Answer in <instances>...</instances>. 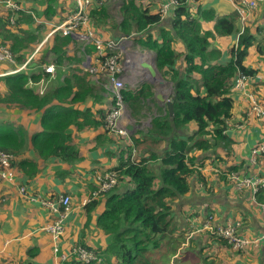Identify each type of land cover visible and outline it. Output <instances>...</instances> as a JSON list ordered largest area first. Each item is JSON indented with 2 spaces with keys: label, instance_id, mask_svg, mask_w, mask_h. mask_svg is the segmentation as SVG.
Here are the masks:
<instances>
[{
  "label": "trees",
  "instance_id": "obj_1",
  "mask_svg": "<svg viewBox=\"0 0 264 264\" xmlns=\"http://www.w3.org/2000/svg\"><path fill=\"white\" fill-rule=\"evenodd\" d=\"M101 1L94 0V7L98 6L101 10ZM141 1L122 0L119 36L131 37L135 44L154 53V64L159 74L171 85L168 98L172 102L173 113L169 116L163 107L158 115L150 117L143 135L140 131L136 132L142 136L141 139L136 135L129 137L134 136V154L139 150L135 158H131V144H127L123 136L111 138V143L117 148L127 149L129 154L110 170L117 171L119 179L106 193L105 209L96 219V225L109 238L108 246L105 252L81 244L72 245L69 249L80 246L102 260L86 264H170L172 256L176 255H180L179 261H187V264H211L207 262L210 257L203 256L199 251L203 247L191 245V238H186L184 230L175 233L174 216L183 211L184 205L195 203L196 194L189 196L194 188L191 183L202 181V185L205 184L198 175L193 153L212 154L216 147L228 149L231 144L226 130L234 114V80L239 74L251 77L259 73L258 69L245 63L255 38L250 29L245 28L236 44L227 50L226 61L220 63L222 51L212 47L211 41L216 37L232 35L237 13L218 17L213 11L201 12L198 6L200 0H195V4L194 1L173 7L168 17L162 20L158 8L154 9ZM50 2L46 0L40 5L50 7ZM73 11L74 5L69 14ZM10 19L13 23H10ZM165 21H168L167 26ZM202 21L212 22V28H203ZM36 28L34 16L25 6H21L17 12L2 11L0 8V43L9 50L15 63L25 62L27 52L35 47ZM73 40L71 35L63 36L56 32L48 43L50 59L47 60L46 55L40 57V64L51 60L54 65V78L47 88L41 90L43 80L51 76L43 65L30 69L35 66L34 62L23 71L0 77L3 87L0 90V104L25 110L30 116L40 113L37 126L40 131L31 132L30 137L21 125L6 124L5 120H0V151L13 154L17 161L30 143L40 159L56 158L72 164L79 159V155L72 144L69 128L81 130L86 126L97 128L105 125L106 114L113 107L114 100L106 98L110 102L106 109L101 106L94 112L91 110L90 103L104 106L105 97L102 90L93 84L87 71L78 67L69 68L74 72L63 69L61 82L57 78V71L55 76V70L64 60L69 64L79 61L75 56L66 55L65 47ZM259 45L255 46L259 51L258 56L264 55ZM84 49L85 54L92 56L93 60V46L86 44ZM260 59L264 62L263 57ZM133 90L129 87L121 90L122 100L129 104L130 111L131 105L139 104L153 95L147 84ZM253 93L264 106V93L261 92L259 96L258 88L253 89ZM25 162H20L21 170L24 174H34V165ZM119 182L124 183L120 191L117 189ZM256 197L264 202V188L257 192ZM95 201L85 206L87 220ZM211 236L216 244L226 243L215 235ZM236 252L242 253L243 250ZM261 253L264 255V248ZM36 255L30 249L26 259ZM60 264L82 263L68 260Z\"/></svg>",
  "mask_w": 264,
  "mask_h": 264
},
{
  "label": "crops",
  "instance_id": "obj_2",
  "mask_svg": "<svg viewBox=\"0 0 264 264\" xmlns=\"http://www.w3.org/2000/svg\"><path fill=\"white\" fill-rule=\"evenodd\" d=\"M166 1L168 0H142L141 2L151 5L154 9H160L161 4ZM234 1L200 0V5L198 6L201 12L203 10L213 11L219 17L230 13L236 14ZM40 2L43 4L46 0H17L18 4L22 7L25 6L34 16V26L40 25L45 27L46 30H51L52 26L63 22L69 16V12L73 7L72 0H63L58 11H56L55 7L51 9L46 6L44 8L40 5ZM261 5L264 6V3L257 8ZM99 6H101V10L97 8L98 6L94 7L93 11L91 10V23L94 35H99L104 39L124 37L119 36L120 33L118 32V26L122 19L120 13L121 2L118 3V16H113L112 14L116 9V3L107 5V0H102ZM0 8L2 11L5 10L3 7ZM95 8L97 9L94 10ZM257 8L253 11H246L247 15L245 14L246 18L245 22H243L244 27L242 30L249 28L255 38L245 63L259 70V73L254 75L258 77L250 82L248 86L251 91L258 88V95L260 96L261 92L264 93V62L260 57L264 58V55L258 56L259 51L255 46L258 43H264V28H262L264 26V12L261 13L259 22H255L254 26L250 23L248 24L247 21L249 12L251 11V17ZM168 14L162 20L167 18ZM167 23L168 21H165L164 24L167 26ZM243 23L240 22L239 16L236 14L233 35H230V37H216L215 40L211 41L212 47L222 51L220 63L225 62L228 58L227 50L234 45L236 36L240 32V25ZM201 25L205 29L212 28V22L210 21H202ZM155 33L158 34L156 30ZM73 39L70 44L75 42L81 45L75 44L76 59L84 58L85 60L86 51L84 45L82 46L75 37ZM35 42L37 43L38 40ZM177 46L179 45L177 44ZM66 55L73 56L72 53L68 52H66ZM69 65L72 68H81L78 63ZM64 69H69V66L64 67ZM126 85L131 86L127 80ZM150 91L153 94V98H146L139 104L150 107V103L153 104L155 102V113L158 110L160 113L164 105L154 97L157 93L155 88L150 86ZM109 103V100L105 99L104 106L103 104L92 103L89 106L94 112L101 106L106 109L109 107ZM247 109L246 100L239 91L235 90L234 114L231 125L226 130L231 144L228 149L216 147L215 153L212 154L206 152L193 153L196 156L198 175L203 178L205 184L202 185V181L191 183L194 188L189 196L196 194L195 203L184 205L183 211L181 213L178 212L174 216L175 233H180L181 230H184L186 238H191V245L196 244L197 247H203L199 251L203 256L210 257L207 262L210 261L211 264H264L262 259L264 255L261 253L264 248V238L260 240L258 246H249L242 253H238L228 248L226 243L216 244L211 236L212 234L204 229L205 222L211 217L213 224L239 222L240 228L238 232L241 235L258 238L264 236V213L261 212L256 203L252 202L249 189L236 190L232 180L229 179L231 173L247 176L264 175V152H260L256 156L254 163L249 160L250 151L254 146H264V120L254 116H246ZM129 112L128 119L133 124L134 131L129 133L127 137L122 138L127 144H131L130 149L133 155H131V158H135L139 154V150L134 154L132 146L134 136L133 138L129 137L136 135L135 137H140L141 139L142 133L146 132V130H143V126L147 125L143 124L142 120H149L150 116H146L143 110L138 115L133 114L130 109ZM155 113L154 115H158ZM38 115L40 117V113ZM37 126H34L28 133L29 137L31 132L40 131ZM137 131H140L141 135L139 133L136 134ZM69 132L72 136V144L76 147L79 155V159L74 163L67 164L56 158L40 159L33 151L30 143L21 152L22 154L18 156V161L15 157L13 162L16 185L24 186L26 189L25 194L27 196L30 195L31 199L37 195L53 201L54 206L57 207L56 212L51 213L48 209L41 207L39 203L24 199L22 194L17 191L15 185L0 181V264L61 263L58 260V255L52 251L50 236L44 231V226L53 219L60 217L61 209L55 201L63 195L69 196L70 209L63 218L64 233L60 240L58 253L67 252L75 244L106 251L109 238L96 225V219L105 209L104 203L107 192L94 199L96 204L88 213L90 215L89 220H87L86 205L84 203L91 191L97 187L100 175L123 162L129 151L122 147L117 148L114 143H111L115 137L106 132L104 127L93 128L86 126L81 130L70 127ZM204 157L206 158L201 160ZM25 161L34 165V174H24L21 170L20 162L24 164L26 163ZM123 185L124 183L119 182V188L117 189L120 191ZM257 201L261 202L259 199ZM30 249L35 251L37 255L27 260L26 253ZM179 256H172V261L175 264H187V261H179Z\"/></svg>",
  "mask_w": 264,
  "mask_h": 264
},
{
  "label": "built area",
  "instance_id": "obj_3",
  "mask_svg": "<svg viewBox=\"0 0 264 264\" xmlns=\"http://www.w3.org/2000/svg\"><path fill=\"white\" fill-rule=\"evenodd\" d=\"M194 1L195 0H168L162 3L159 9L161 18H164L172 10L173 7ZM196 1L193 4H195ZM72 2L74 5V11L70 13L63 22L52 26L48 37L56 32H59L63 36H73L75 34L74 31L78 28L87 30L86 34H76V36L80 39L85 38L87 40L86 44L92 45L94 49L93 60L96 62V65L91 66L90 61H92V56L86 54L85 63H83V65L86 67L85 70H87L89 74H93L94 76L100 72H104L109 84L111 85L110 91L114 95V104L106 114L104 130L110 133L112 136L127 137V131L120 124V119L123 115H125L126 110L125 103L121 97V90L126 85L125 77L127 75L125 73V69L131 67V63L129 57L127 59H124L123 61L120 60V57L122 54L127 55V53L122 48V43L129 37L104 39L99 35H94V29L90 18V11L96 5L94 4V0H72ZM262 3H264V0H235L234 7L236 13L239 16L240 22H244L246 18V11L253 10L258 6V4ZM0 5L5 10H9L12 12L21 10V5L17 3V0H0ZM10 23H13L12 19H10ZM242 31L237 34L234 44H236L238 36L242 33ZM12 59L13 58L10 55L9 50L5 46H2L0 48V63L1 61H12ZM28 60L29 58L25 60V62L19 69L10 70L9 72H2L1 76L13 74L21 70L22 68H25ZM42 67L46 72L50 74L52 78V74L54 73V65L48 64L43 65ZM139 69L141 68L139 67ZM257 77L258 76L248 77L239 74L234 80L233 87L234 90H237L242 94L248 104L246 116H254L256 118L264 120V106L260 102V99L253 93V91L249 89L248 86V84L254 81V79H256ZM43 89L44 87H41V90ZM260 152H264V146H254L249 154L250 162L254 163L256 156ZM14 160L15 157L13 154H8L6 152L0 151V181L10 185H15L17 191L22 194L23 197H25V187L16 185L14 181ZM118 179L119 173L117 171H108L100 175L96 189L90 193L84 205L90 203L98 196L112 189L116 185ZM229 179L232 180L236 190L240 191L242 189H250L252 202L256 203L261 212L264 213V202H258L256 197L257 192L260 189L264 188V175L247 176L240 175L238 173H231L229 175ZM31 200L33 202L39 203L41 207L48 209V211H50L51 213L57 211V207L54 206V202L51 200L41 198L37 195L34 196ZM55 202L61 209L60 217L57 219H53V221L46 224L44 226V231L50 236L52 251L56 255H58V260H60L61 262L72 260L82 264H86L91 261L102 262L99 256H96L92 251L86 250L80 246H74L65 253H58L60 250L59 243L64 233L63 218L66 216L70 209V198L68 195H63L60 196ZM239 228V222L213 224L211 222V217H209L204 224L205 230H208L210 234L224 240L226 244L230 246L234 251L245 250L249 246H258L260 240L264 238V236L258 238L241 235L238 232Z\"/></svg>",
  "mask_w": 264,
  "mask_h": 264
},
{
  "label": "rangeland",
  "instance_id": "obj_4",
  "mask_svg": "<svg viewBox=\"0 0 264 264\" xmlns=\"http://www.w3.org/2000/svg\"><path fill=\"white\" fill-rule=\"evenodd\" d=\"M62 1L63 0H51L50 8L52 9V8L55 7L56 11H58L60 9ZM120 2H122V0H107V5H111L113 3L117 4L115 11L112 13L113 16H115V15L118 16L119 15V13H118V3H120ZM259 5L260 4H258V6ZM262 12H264V6H262V5L259 8H257V10L253 13V15H251V17H250V14H251V11H250L249 15H248V19H247L248 24L250 23V24H252L254 26L255 22H259L258 20L261 18V13ZM245 14H246V12H245ZM244 22H245V20H244ZM243 27H244V23L240 25L239 31H242ZM30 28H31V30H33L32 27H30ZM262 28H264V26ZM36 31H37L36 35H37L38 42L37 43L35 42V47L33 48L32 51L27 52V54H26L27 57L26 58L27 59L29 58V60L27 62V65L25 66V68H27L28 65L30 63H33V62H34L35 66L29 67L30 69L36 68V67H38V65L42 66V65H45V64H52L51 60L49 62H47V63L40 64L41 63L40 62V57L42 55H46V59L47 60H49L50 57H51V53L47 50L48 43L51 40L50 37L52 36L51 35V36L48 37V35L50 33V29L46 30L45 27L37 25ZM86 32H87V30H85L83 28H78V29H76L74 31L75 34L73 35V37H75L82 44V46L86 45L87 40L85 38L84 39L78 38L76 36V34H86ZM233 33H232V35H233ZM75 44L76 45L78 44V46H81L79 43H75L74 42V44H70V45L66 46L65 47V51L68 52V53H72L73 56H75V58H76V52H75L76 46H75ZM2 46L3 45H1V43H0V48ZM259 47L262 49V51H264L263 43H260ZM122 48L127 53V55L126 54H122L121 55L120 60H122V61L124 59H127L129 57V53L131 54V52H132V57L131 58L129 57V59H131L130 60L131 67L125 69V73L127 75L125 78L128 81L129 85H131V86L129 87L128 85H125L124 88L129 87L132 90L134 89L133 91H136L143 84H147V85H150V86L154 87L156 92H162L165 97H169V95L171 94V85H170L169 82H166L161 77L165 81V83L162 86L158 85L157 81L154 82V83H151V82H149V80H147V75L144 74L143 69H139V67H140L139 63H138L139 62V58H138L137 54H143L144 53L142 55L144 57L141 58L142 60L146 58L149 61L154 62V53L152 51H150L149 49H147V48H142V47L138 46L137 44H135L134 43V39H132L131 37L127 38V40H125L122 43ZM73 52H75V53H73ZM134 53H136V54H134ZM146 54L149 57H146L145 56ZM27 59H25V60H27ZM82 61H83V63H85L84 58L79 59V61L77 63H78L79 66H81L83 71H87V70H85L86 67L83 65V63H81ZM23 63L24 62H22L21 64H17V63H15V61L13 59H12V61H1V63H0V77H1L2 72H6V71L11 70V69L12 70H17V69H19L22 66ZM69 63L70 62H67L66 60H64L62 65H60L61 68H59L60 66H58L57 70H55V76H56V71H57V78H58V80L60 82L62 81V79L64 77V74L62 73L64 67L69 66V68H70V65H68ZM137 63H138V65H137ZM87 64H88V61H87ZM90 64H91V66H95L96 62L94 60H92V61H90ZM25 68H22L20 71L25 70ZM68 70H70V72H74V71H71V69H68ZM89 76L92 77V80L94 81L93 84L98 86L100 88V90H102V93L104 94L105 99L108 98V99L114 100V95L110 91L111 85L109 84L108 79L105 76L104 72H100V73L96 74L95 76L93 74H90ZM53 78L49 77L47 80H43L44 88H47L50 85V83H51ZM159 79L160 78H157V80H159ZM2 88L3 87L1 86V80H0V90ZM151 98H153V95L151 97H149V99H151ZM150 104H151L150 107L147 106V105L146 106L145 105L141 106V104H133V105H131L132 113L135 114V115H138L143 110V112L145 113L146 116L152 117L154 115V113H155L156 104H155V102L153 104L152 103H150ZM128 107H129V104L125 103V109H126L125 110V117H127V118L129 116V113H130ZM155 114H159V110L156 111ZM1 119L5 120L7 122L6 124H9V122H11V124L15 123L17 125H21L22 128L24 129V131L28 134V133H30L31 129L34 128V126L38 125L39 115L36 114V115L30 116L29 114H27V111H25V110H20L18 108H15L14 106H5V105L0 104V120ZM149 121H150V119L149 120H145V119L142 120L143 124H147V125L143 126V130L144 131L148 127ZM23 198L28 200V201L33 202L31 200V196L30 195H28V196L26 195ZM51 245H52V243H51ZM170 264H174L173 261H171Z\"/></svg>",
  "mask_w": 264,
  "mask_h": 264
},
{
  "label": "water",
  "instance_id": "obj_5",
  "mask_svg": "<svg viewBox=\"0 0 264 264\" xmlns=\"http://www.w3.org/2000/svg\"><path fill=\"white\" fill-rule=\"evenodd\" d=\"M139 66L146 72L147 80H149V82L154 83L157 81L158 85L160 86L165 83V81L161 78V75L159 74L154 62L144 59L139 62ZM157 78L160 79L157 80ZM154 97L156 98V100H158L164 105L168 112V115L171 116L173 113V108L170 99L168 97H165L162 92H157ZM120 124L128 133H132L134 131L133 124L129 121L127 117H125V115L121 117Z\"/></svg>",
  "mask_w": 264,
  "mask_h": 264
},
{
  "label": "bare ground",
  "instance_id": "obj_6",
  "mask_svg": "<svg viewBox=\"0 0 264 264\" xmlns=\"http://www.w3.org/2000/svg\"><path fill=\"white\" fill-rule=\"evenodd\" d=\"M137 53V52H136ZM136 53H134V54H136ZM143 54H137V56H138V58H139V62H140V60H142L141 58L142 57H144V56H142ZM146 57H149L147 54L145 55ZM129 57L131 58L132 57V52H131V54L129 53ZM146 59V58H145ZM131 60V59H130ZM144 60V59H143ZM138 62V63H139ZM138 63H137V65H138ZM144 74L146 75V73L144 72Z\"/></svg>",
  "mask_w": 264,
  "mask_h": 264
},
{
  "label": "clouds",
  "instance_id": "obj_7",
  "mask_svg": "<svg viewBox=\"0 0 264 264\" xmlns=\"http://www.w3.org/2000/svg\"><path fill=\"white\" fill-rule=\"evenodd\" d=\"M127 133H128V132H127ZM128 135H129V133H128ZM91 192H92V191H91ZM95 199H96V198H95ZM92 201H93V200H92ZM92 201H91V202H92ZM88 204H89V203H88ZM86 205H87V204H86ZM52 221H53V220H52Z\"/></svg>",
  "mask_w": 264,
  "mask_h": 264
}]
</instances>
